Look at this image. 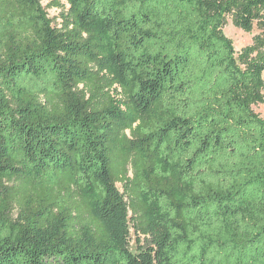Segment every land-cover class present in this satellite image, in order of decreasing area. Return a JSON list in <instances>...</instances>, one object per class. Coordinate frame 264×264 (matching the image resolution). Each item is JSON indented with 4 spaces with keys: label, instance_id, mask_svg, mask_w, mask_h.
Segmentation results:
<instances>
[{
    "label": "trees",
    "instance_id": "1",
    "mask_svg": "<svg viewBox=\"0 0 264 264\" xmlns=\"http://www.w3.org/2000/svg\"><path fill=\"white\" fill-rule=\"evenodd\" d=\"M65 1L0 0V264H264V0Z\"/></svg>",
    "mask_w": 264,
    "mask_h": 264
},
{
    "label": "rangeland",
    "instance_id": "2",
    "mask_svg": "<svg viewBox=\"0 0 264 264\" xmlns=\"http://www.w3.org/2000/svg\"><path fill=\"white\" fill-rule=\"evenodd\" d=\"M58 1L64 9H68V4L65 0H42L43 7L46 8L48 16L50 19L54 21V26L60 27L61 18L60 14L63 11V8L56 7L55 2ZM225 35L233 41L235 50L238 54L244 51L248 47L258 48L260 43H257V38L260 40H264V30L261 29L257 23L254 24V28L251 32H246L240 27L234 24L232 17H228L226 20V26L224 28ZM258 52H255V54ZM103 78L107 83H113L110 85V93L111 96L118 97V99L127 100L125 93L121 90L119 85L114 83V78L112 75L103 74ZM264 78V76H263ZM254 111L264 118V104H258L253 107ZM146 117H138L137 120L133 123V127L135 128L143 119ZM131 119V118H130ZM125 134L131 138V132L128 129H125ZM129 177H132L131 167L129 166ZM117 187L123 191V187L121 184H118ZM132 241L131 248L133 252L137 250V241L143 240V236L136 233L135 229L132 226Z\"/></svg>",
    "mask_w": 264,
    "mask_h": 264
}]
</instances>
